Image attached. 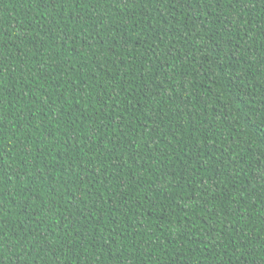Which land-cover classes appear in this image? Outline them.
<instances>
[{"label":"trees","instance_id":"16d2710c","mask_svg":"<svg viewBox=\"0 0 264 264\" xmlns=\"http://www.w3.org/2000/svg\"><path fill=\"white\" fill-rule=\"evenodd\" d=\"M107 7L102 4L98 14ZM262 9L258 5L254 12L256 36ZM170 10V4L145 0L138 15L144 23L135 25L113 8L105 30H97L76 23L77 13L90 15L86 7L66 8L59 26L49 27L51 18L41 16L44 8L33 0H0V55L7 66L6 98L0 99L2 147L7 164L18 171L4 192L5 223L20 234L31 236L30 229L43 227L46 236L58 237L51 238L54 248L30 264H55L57 257L59 264H245L247 253L261 252L264 192L259 185L240 190L254 182L258 161L264 160V48L259 39L249 48L246 35L240 41L239 30L228 33L219 21L209 30L211 17L197 18L190 7L180 20L182 31L158 35L165 19L176 24ZM183 11L177 5V19ZM211 11L216 14L215 7ZM126 22L129 34L121 36ZM140 28L146 31L141 34ZM228 35L233 46L242 45L238 56L232 48L226 49L228 56L217 54L224 46L221 36ZM122 41L128 43L121 46ZM164 73L181 87L165 92L159 84ZM114 76L119 87L108 91L104 85ZM185 161H194L200 173L196 184L189 178L176 187ZM69 169L75 173L71 183ZM213 177L221 193L205 198L199 185L211 184ZM80 180L97 204L84 196ZM81 208L94 215L85 220ZM34 210L39 215H32ZM212 213L219 241L206 249ZM82 225L87 232L78 233ZM237 233L251 237L255 248L246 249ZM233 245L245 256L233 255ZM248 264L260 261L249 258Z\"/></svg>","mask_w":264,"mask_h":264},{"label":"snow or ice","instance_id":"6c2138e0","mask_svg":"<svg viewBox=\"0 0 264 264\" xmlns=\"http://www.w3.org/2000/svg\"><path fill=\"white\" fill-rule=\"evenodd\" d=\"M36 7L43 6L44 12H42L40 15L44 16L46 13L48 17L51 19L49 20V27L51 25L55 24L58 25V21L62 20L64 16L66 15L65 9L71 8L73 11L80 7H86L89 11L88 17H82L77 13L76 16V23L83 25H88L90 27H93L97 30H105L106 23L110 21L111 13L113 11V8H115L116 13L119 15L121 20H131L135 23V25H141L144 23L143 18H138L139 15V8L141 6L145 5V0H33ZM148 4L153 3H159L161 5L163 4H170L171 10L169 12V15L176 20V24L173 25L172 20L165 19L167 22H163V27L158 32V35L168 33L170 29L175 28L176 31H182L180 27V20H182L185 16L188 15L187 9L190 7L193 14L199 18L201 16L203 17H211L209 19V30H212L215 26V23L219 21L221 24H224L225 30L228 33H232L234 30H239L240 32V41H244L245 35L248 37L249 40H251V44H248V47L251 48L257 41V39L260 40V47L264 48V16L260 17V35L256 36L254 33V29H256V19L254 16L255 8L258 5H264V0H146ZM102 4H107L108 7L104 9L103 14H98L100 6ZM179 5L181 8L185 9L180 14V18L177 19L176 17V7ZM218 6V7H217ZM216 8V14H213L211 9ZM264 10V9H262ZM209 12H211V16H209ZM221 16H225L227 18V23L224 22V20L221 19ZM249 17H252L249 19ZM164 20V21H165ZM185 28L188 27L187 24L184 25ZM125 30L123 33H121V36H124L126 34H129V24L126 22L124 26ZM146 31L145 28H140V33H144ZM185 36H188V33L184 32ZM74 39V37H73ZM221 39L224 40V46H221L217 49V54H223L224 56H228V52L226 51L227 48H232L233 52L236 53V55H239L240 48L242 45L239 41H237L236 45L233 46L232 44V36H221ZM128 41H122L121 46L127 44ZM219 43V41L217 42ZM2 37H0V51H2ZM127 51V49H125ZM199 51V49H197ZM35 55V54H34ZM170 55V54H169ZM261 56H264V53H261ZM159 59V57H157ZM175 57L173 58V64L175 63ZM235 59V57H233ZM147 63H152V58L149 57ZM16 68H19V65H16ZM7 66L4 63L3 56L0 55V99L6 98L4 96V90H5V76L7 74L6 72ZM15 71V70H13ZM119 75V74H117ZM165 75V80L167 81V86H165V80H160L159 84L160 87L163 88L165 92L169 91V88L172 89V91H175L176 88H180V82L174 79L173 76ZM123 79V77H120ZM99 84V81H97ZM189 84L191 81L188 82ZM242 86L246 89V86L243 85V82H241ZM113 85L116 87H119L117 84L116 77L114 76L112 78L110 85H104V87H107L108 91H113ZM70 87L75 88V85H70ZM242 95L247 96V92L245 91ZM188 96H191V93H188ZM171 98V96H169ZM190 102V101H189ZM249 103H255V101H252L249 99ZM3 111V105L0 104V113ZM264 123V121H262ZM146 126V124H145ZM5 131V124L3 122V116L0 115V264H21V257H24V264H30V262H34L37 257H40L42 254L47 253V250L49 248H54L55 245L51 243V238L57 237V234L55 232L51 233V236H46L45 233L47 232L46 229L43 227L39 228V231L32 230V235L29 236L28 234H20L15 231V229H10L9 226L5 223L6 216L4 215L5 211V200H4V192L6 190L7 185L12 184V176H16L18 174L17 170H14L12 165L7 164L5 157L6 153L3 150V136L2 133ZM154 135L158 136L160 135V121L159 117H157V123L155 129H153ZM73 140H76V136H72ZM85 144L88 143V139H84L83 141ZM153 144L156 143L155 139L152 141ZM181 152L184 151V149H180ZM262 155H264V150L261 152ZM196 160L199 159V157L195 158ZM219 159V157H217ZM258 163L261 165L257 169V175L254 177V182H250L249 185H245L244 188H242L240 191H247L249 188H256L258 185L260 186V189L262 192H264V160L258 161ZM185 167L183 169V174L180 175V178L176 181V187H183L184 185L180 183V180H184L185 182L188 181V179H191V182L193 184H196L195 176L199 175L200 169L196 166L195 162L192 161H185L184 162ZM116 167H119V164H115ZM155 167V165H153ZM220 165L217 166L219 169ZM235 167L242 171L240 162H237ZM223 170L227 171V162H224L223 164ZM69 172L71 173V176H69V182H72V176L75 175L74 172H72L71 169H69ZM173 178L176 179L175 173L172 174ZM7 177V179H6ZM239 178L238 172L233 177V184L235 183V179ZM225 179H228V177H225ZM251 179V178H250ZM125 181H127V177L124 178ZM218 177H213L211 184H200L199 188L203 190L205 194V198L210 193H221V189L217 187ZM220 184H224V180H219ZM80 185H83L84 188V196L87 198H90L94 205L97 204L95 197L93 196V193L91 190L88 189V185L84 183L83 180L79 181ZM227 187V185H225ZM235 190V188H234ZM31 191V189H29ZM193 191H196V188H193ZM101 200H103V197H100ZM243 202L245 205H247V198H243ZM55 207V205H53ZM197 207H199V200H197ZM242 212L247 211V208L242 207L240 209ZM80 212L84 214L85 220H87L89 217L93 216L94 213L91 209H89L86 213L84 212V209L81 208ZM32 215H39L37 211H33L31 213ZM212 219L207 221L209 228L207 232V241L205 243V248L207 249V244L210 242L212 244V247L215 248L218 241H219V234L214 231V223L213 221L218 219V217L215 215V213L210 214ZM262 219H264V213L261 214ZM69 222L71 221V217L66 218ZM99 219L101 221L104 220L103 216H100ZM43 218L37 220V225H41V221ZM46 222V221H44ZM113 223H115V220H113ZM28 224H25V227H28ZM96 227H100V225H96ZM135 227V226H133ZM188 232H191V227L188 225L184 226ZM102 230V229H101ZM11 231V235L6 234L7 232ZM78 233L87 232V227H84L82 225L81 229H76ZM67 235V232L65 233ZM110 236H114L115 234L110 232ZM239 237L240 243L247 249L248 246H251L252 248H255V244H253L251 237H246L243 235V233H237ZM58 238V237H57ZM149 240L151 237L148 238ZM35 241V243H33ZM112 241H115L113 239ZM116 242V241H115ZM148 248H151V244L146 245ZM63 247V245H61ZM79 247L84 248V251H87L86 247L83 245V242L79 244ZM261 252L259 254L256 253H247L245 264H248L249 258L251 261L255 262L256 260L260 261V264H264V243H261ZM234 252L233 255L238 256H245V252H238L236 250V246L233 245ZM18 249H22V251H19ZM137 253L140 251V248L137 247L134 249ZM53 251L49 256L48 259L53 256ZM56 254V253H55ZM77 256L80 255L79 252L76 253ZM89 256H91V253H88ZM117 260L118 257H114ZM55 264H59V258H56Z\"/></svg>","mask_w":264,"mask_h":264}]
</instances>
